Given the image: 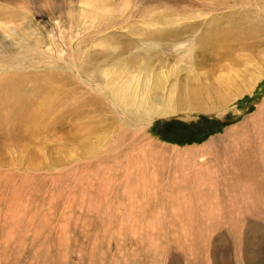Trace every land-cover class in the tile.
<instances>
[{
	"label": "rangeland",
	"instance_id": "obj_1",
	"mask_svg": "<svg viewBox=\"0 0 264 264\" xmlns=\"http://www.w3.org/2000/svg\"><path fill=\"white\" fill-rule=\"evenodd\" d=\"M9 26L0 264H264V0H0ZM131 97L140 129L110 105Z\"/></svg>",
	"mask_w": 264,
	"mask_h": 264
},
{
	"label": "bare ground",
	"instance_id": "obj_2",
	"mask_svg": "<svg viewBox=\"0 0 264 264\" xmlns=\"http://www.w3.org/2000/svg\"><path fill=\"white\" fill-rule=\"evenodd\" d=\"M62 37H64V35H62ZM6 38H10V39L16 40L15 42L19 46H21L23 44V41L20 40V39H23L22 34L19 32V29L17 27H15V26H9L7 29H4L2 31V33L0 32V66L6 65V64L13 65L12 59L7 58L6 56H4V54H5L4 52L8 49V47L5 46ZM59 39H61V38H59ZM24 40H27V38H24ZM56 41L57 40L54 39V37H53V39L51 41V46L48 47V48H50V49L53 50V49H55L54 46H53V44L58 45L59 46L58 49H60V50L57 51V55L60 56L59 58H57V56H54V54H51L50 49L46 50V49H44V48L41 47V52L42 53L41 52L40 53L43 54V55H45L48 60L49 59H55L54 62H52V63L55 66H60V65L63 64V62L68 63V61H66L65 56L62 55V51L64 50V48L62 47L61 44H57ZM26 43L29 44L28 41H26ZM33 45H32V43L29 44V48H31V46H33ZM21 47H22L21 53L23 55H25L24 50H25V47L26 46L22 45ZM32 49H33V47L31 48V50L29 49L30 52H33ZM36 49H37V47H36ZM12 50H16L15 47ZM15 52H16L15 54L18 53L17 50ZM36 58L37 59H40V55H37ZM22 60H25V58H22ZM70 65L73 66V67H76V66H74L72 64H70ZM35 69L37 71H39V70H41V67H35ZM108 70H109V67H105L103 69V74L105 76L110 75L109 81L106 82V86L105 87H107V89L111 93V95H110L111 98L114 101L117 102V100L119 99L117 97V90H119V88H117L116 85H115V83H113L114 82V79H116V76H115L116 70L114 68L111 69V72H109ZM262 75H264V70L261 71V72H259L258 76L255 79H258L259 80ZM221 76H222V74H220V79H217L218 80L217 82L222 87H228L229 84L227 83V81H229L230 75H228V77H224V78H222L223 76L222 77ZM224 76H225V74H224ZM155 77L158 80V76H155ZM143 78H145V76L143 74H140V75H137L135 77H132L133 81H136L137 82V88L142 83H144L145 86H149V84L146 82V79L147 78L145 80H143ZM17 80L20 81L19 84L16 83ZM151 80H153V79H151ZM124 81L127 82V80H124ZM129 84L130 83L128 81L127 84L125 85V88H128L130 86ZM3 85H5L6 87L5 88H1ZM25 88H26V85H23V86L21 85V80L18 77V75L15 74V73L12 74V75H10L9 77L3 78L2 80H0V100L11 101V100H13V99H15L17 97V96L15 97L14 95L19 94L20 91L23 90V89H25ZM31 90H32V88L30 87L29 90H26V91H23L22 92L23 99H21V100L23 101L22 103L25 104V108L24 109H26L28 107V105H31L30 107H32L33 105L34 106L36 105L35 103L29 102V100H28L27 94L30 95V93H26V92H31ZM224 91L225 92H228V93H231L233 90L230 87H228V88H225ZM147 92H148V90H147ZM239 92L240 91L238 90L236 93H239ZM228 96H230V94H228ZM233 96H235V93H234ZM35 97L36 98H34V99L39 102V100L45 98L46 95L43 98H38L37 95ZM192 97H194V100L192 99ZM217 100H218V102H224L225 101V99L224 98H221V97H217ZM76 103L77 104H80L79 102H76ZM184 103L188 107L193 106V105L200 106V109H203L205 107V105H204L205 102H204V100H202V97L199 94H193L192 96L189 94L188 96H184ZM118 104L115 103V102L110 101V105L113 108V111L115 113H117L121 117V119L124 121V124L125 125H127V126H129L131 128H134V127L139 128V127H145V124L150 121L149 119L148 120H145L144 119L146 117H149V115L151 114V106H150L151 103H149V101H148V99L146 97H143V98L131 97V99L127 98L124 101V104H121V103H118ZM8 106H9V104L4 103V102H0V108L2 110L5 107H8ZM122 107H124L130 114H127L124 111H119ZM24 112H25V110H24ZM0 114H1V112H0ZM5 114L7 115V111L5 112ZM0 117L2 118V115ZM7 117H11V116H5V117L2 118V120H6ZM30 117H33L34 118L35 117L34 113ZM132 117L135 118L134 121H133V123H131ZM34 119H36V117ZM136 131H138V129H136Z\"/></svg>",
	"mask_w": 264,
	"mask_h": 264
}]
</instances>
